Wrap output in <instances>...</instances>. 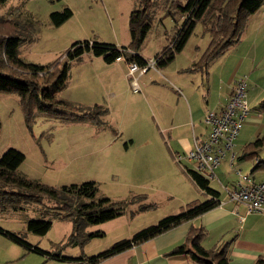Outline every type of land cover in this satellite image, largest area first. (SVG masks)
Masks as SVG:
<instances>
[{"label":"rangeland","instance_id":"rangeland-1","mask_svg":"<svg viewBox=\"0 0 264 264\" xmlns=\"http://www.w3.org/2000/svg\"><path fill=\"white\" fill-rule=\"evenodd\" d=\"M138 5L139 0H7L0 6V18H9L12 24L19 29L21 40L17 46L18 59L26 64L49 65L78 41H99L128 46L130 43L128 18L130 12ZM64 7L72 11L71 16L60 25H53L50 13L60 11ZM166 9L165 3H160L155 4L151 11L152 24L138 51L148 60H152L154 55L173 41L183 23L180 19L174 20ZM175 15L182 16L179 13ZM209 41L210 34L203 23L198 21L183 49L175 55L171 63L164 68L161 67L162 64H159L142 73L136 71L132 77L136 78L140 91L130 92L133 96L140 95V97H131L133 101L126 107V111L132 108V114L128 121L120 127L135 135L134 144L130 147L134 154H137L142 146L156 147L158 141L138 140L139 132L144 131L148 139L156 130L150 107V96L153 93H158L162 105L173 106L176 95L172 89L180 88L179 83H183L184 86L198 94L197 104L204 105V107L208 105L204 108L202 118L204 122L207 112L215 111L211 102L216 99L221 88H227L234 79L237 80L243 75L247 76L249 85L247 84L246 99L249 115L241 123L234 140L233 151L236 159L233 165H230L227 159L222 160L215 169L220 181L213 179L210 182L212 187L224 192L222 185L231 184L237 179L236 169L241 173L250 174L255 181L264 180V172H250L254 160L239 158L246 143L264 134V109L253 106L258 100L264 98V4L247 17L240 35L238 49H228L220 57L217 56L211 60L208 65H202L201 72L195 70L196 74L182 73L186 67L191 68L193 61V65L200 61ZM242 61L246 64H241ZM126 64L123 59L119 63L124 67ZM107 66L101 58H96L90 53H84L80 59L72 61L66 84L54 94L52 100L54 108L65 110L68 113L79 110L63 102L60 104L62 100L86 111L94 109L97 105L107 107L110 111L114 110V119H116L118 104L117 98H113L112 93L116 94L121 91L117 89L118 83L115 77L120 72L116 67L109 66L112 73L106 75ZM261 66L263 68H260ZM0 71L6 72L7 70L0 68ZM171 73L175 75L177 81L169 77ZM36 81L42 85L45 78L42 76ZM106 81L111 83V87L106 84ZM127 82L132 90V79L127 78ZM144 87H147L146 90ZM137 92L140 93L137 94ZM172 93L175 96H172ZM184 93L188 96L186 92ZM207 94L208 100L204 103L206 99L202 95ZM42 100L47 102L45 99ZM257 113L260 115L258 116ZM125 115L126 112L122 117ZM97 118L101 119L99 115ZM135 121H138V124ZM96 126L99 125L91 120L58 118L45 115L37 110L34 119L27 123L18 95L0 93V155L10 147L22 152L25 157L18 166V170L29 179L55 188L94 180L98 188L97 194L107 196L113 201H127L132 195L144 193L146 194L144 203L151 202L154 205L134 215L132 214L134 213L133 208L131 207L130 210V206L126 205L123 213L126 215L120 219L122 221L124 218V225H130L135 230L145 225L155 224L162 217L180 211L188 203L189 200L184 195L190 190L196 192V189L181 171L173 172L164 168V164L168 162H164L163 156L159 154L154 156L153 161L151 158L148 161L147 156H140L141 165L146 166L148 161V166H151L154 162L155 167L149 171L144 170L137 173L123 168V163L128 161L124 159L123 152L120 157L115 152V148L120 149V141H116V145L112 147L106 146L112 135L111 128H102L103 130L98 131L99 128ZM114 130L116 131L115 128ZM154 137H156L155 134ZM134 154H130L131 159L137 156ZM258 155L263 159L264 150ZM166 191H171V194ZM197 197L202 201L205 199L200 192L197 193ZM140 204L135 205L134 208L138 210ZM48 205L53 208L49 202H43V204L22 202L19 209L10 208L0 211V226L8 230L23 229L25 219L41 218L40 213L46 212L45 207ZM48 210L50 212H47L44 218L50 217L53 212L52 209ZM69 224H71L70 219L53 220L47 235L45 234L48 237L46 241V237L42 240V235L29 232L28 236L34 237L35 241H40L39 245L43 247L47 244L49 246L48 241L53 240L54 242L62 241L66 248L68 247L66 245H69L66 241ZM109 224L105 226L107 236L102 238L114 235L112 225L114 223ZM98 226L100 225H89L87 230H96ZM64 232L67 235L61 238ZM92 242L91 244H95L94 242L98 241ZM63 252L69 253L71 248L68 247Z\"/></svg>","mask_w":264,"mask_h":264},{"label":"trees","instance_id":"trees-1","mask_svg":"<svg viewBox=\"0 0 264 264\" xmlns=\"http://www.w3.org/2000/svg\"><path fill=\"white\" fill-rule=\"evenodd\" d=\"M6 1L0 0V6ZM160 3H165L166 11L171 17L174 18V15L179 13L184 16V20L173 41L154 56L156 66L171 61L174 54L184 47L196 22L201 21L210 34V41L200 61L193 65V68L196 69L202 68V65H208L211 60L240 39L247 17L261 7L264 0H139V5L130 12L128 18L130 32L128 46H117L99 41H78L68 47L61 57L49 65L26 64L18 59L17 46L21 40L19 29L12 24L9 18H0V68L7 70L6 72L0 71V93L18 95L19 104L27 123L34 119L37 110L48 116L72 120L86 119L99 125L102 122L97 118L98 113L94 112V109L98 107L97 105L94 109L86 111L62 100L60 104L63 102L67 106L79 109L68 113L65 110L54 108L52 101L54 94L66 84L70 63L80 59L84 53L101 57L107 63H111L120 57L127 63L135 62L138 65H144L146 60L138 54V51L152 24L151 11L155 4ZM71 14L72 11L68 7H64L60 11L51 12L49 16L53 25L57 26L68 19ZM40 75L45 78L42 85L36 81L42 77ZM42 99L47 102H43ZM258 107L264 109V98L260 100ZM262 150H264V134L246 143L239 158L254 160L252 172L257 170L264 172V158L261 159L258 155ZM24 157L22 152L12 147L7 148L0 155V211H6L10 208L19 209L22 202L41 204L49 202L54 209H57L54 210L48 205L45 207L47 208L46 212L40 213L41 218L25 219L27 232L43 235L50 229L53 218H66L70 219L72 223V231L66 241L69 244H83L88 239L104 234L100 230H86L89 225L100 224L119 217L124 213L126 205L129 206L144 198L143 195L137 194L132 195L127 201H113L107 196L97 194L98 188L94 180L63 185L59 188L43 184L37 180L29 179L18 170V166ZM230 165H233V162ZM188 172L195 185L206 195V199L203 201L195 199L186 203L180 211L166 215L155 224L137 230L129 238L115 241L109 248L97 254L81 255L78 258L58 257L56 251L45 250L29 243L24 234L6 230L1 226L0 233L27 251L52 258H61L62 260H86L88 263L94 264L104 257L163 233L215 207L219 203L220 193L209 185L211 180L193 169L188 170ZM153 205L152 203L140 204L138 210L133 212L136 213ZM48 209H52L53 212L50 217L44 218V215L50 212ZM205 235L202 226L191 228L185 242L173 248L170 253H186L200 264H229L226 244H223L222 247L202 248L200 242ZM254 264H264V258H258Z\"/></svg>","mask_w":264,"mask_h":264},{"label":"crops","instance_id":"crops-1","mask_svg":"<svg viewBox=\"0 0 264 264\" xmlns=\"http://www.w3.org/2000/svg\"><path fill=\"white\" fill-rule=\"evenodd\" d=\"M173 19L174 20L180 19L181 21H183L184 17L183 16L179 17L177 15H174ZM239 42L240 39L232 46H230L228 49L231 50L238 49ZM226 51L220 54L219 57L223 55ZM177 53L174 54V57ZM139 55L143 59L148 60L147 58L143 57L141 54ZM96 58H101V57H96ZM122 59L123 58H119L118 60H115L111 63H107L102 59L103 62H105L106 65H108L107 66L108 68L106 69V75L112 73V69L109 66L111 67L114 66L117 69H119L120 73L119 74L117 73L115 77L118 83L117 89L118 90L121 89V91H118V93L116 94L112 93V97L117 98V104H118L117 105L118 113L116 119H114V110L112 109L110 111L108 110L107 107L104 108L100 106L94 109V112H96V114L98 113L99 118H101L99 119L100 122H102L99 124L100 126H96L99 128L98 131L103 130L102 128H111L112 131V135L109 137L106 146L112 147L113 145H116L115 144L116 141H120V145L122 147L120 146V149L115 148V152L119 157L121 156V152H123V155H125L124 159L127 160L128 162L123 163V168H128L137 173L144 170L149 171L155 167L154 162L153 165L148 166L149 164L148 161L150 160V158L153 161L154 156H156L157 154L163 156L162 157L163 161L168 162L167 164H164V168L168 169V171L172 170L173 172L181 171L186 176V178L192 183V185H194L196 192L190 190L189 193H186L184 195L189 200L187 202L198 199L197 197L198 192H200V194L203 195V198L206 199V195L203 194V192L195 185V183L192 181V179L189 176L188 170H192V169L194 170L193 164L186 161H181V162L175 161V154L186 153L188 150H190L193 146V140L195 137L205 138L207 136L208 127L204 124L202 118L204 114V108H206L208 105L204 107V105L197 104L196 101H198V94H195L190 88L184 86V84L181 82L179 83V86H181L180 88L179 87L173 89L170 88L176 95V101L173 106L167 105L168 106L167 107L162 105L158 93H153L152 96H150L151 98L150 107H151L152 117L154 118L156 124V130L154 133L156 137H154V134L151 133L153 134V136L146 139L147 134L143 131L138 133V140L144 142L145 141L150 142V140H155L158 141V145L156 147H154L153 145L146 147L142 146V149L139 150L137 154H134L131 151L130 147L131 145L134 144L135 135L131 132H126L123 129V127L122 128L120 127V125L125 124L128 121L130 115L132 114V108L128 109L129 111H126V107L129 105L130 102L133 101L131 97H140V95L133 96V94H131L130 91L133 92V90L130 89L129 84L127 82V78H129V75H127L128 63L125 62V60L123 59L124 62L127 64L125 67L120 66L119 63L121 62ZM173 59L167 62L166 64H162L161 67L164 68L169 63H171ZM193 62L191 63V68H188L189 66L186 67L185 71H183L182 73L196 74L197 71L195 70H200L201 72L202 68H197V69L193 68L192 66ZM241 64H246V63L242 61ZM260 68H263V66H261ZM169 77L177 81V78L175 77L174 74L172 73L169 74ZM248 80L246 76V81ZM235 81L236 79H234L228 85L227 88L224 87L221 88V92H219L217 94L216 99L213 102H211V104L214 105L213 108L215 109L216 112L219 111L221 108H223V106L225 105L227 98L230 92L232 91ZM106 84L111 87L110 82L107 83L106 81ZM144 88L146 90L147 87ZM184 92H186L188 96H186ZM139 93L140 92H137V94ZM174 94L172 93V96H175ZM202 97L206 99L205 101L202 100L204 103H206L208 100L207 99L208 94L206 96L202 95ZM258 98H262V97H258ZM260 100H258V102H256L253 105L254 108L258 107ZM124 112H126V115L122 117ZM257 115L259 116L260 113H257ZM246 118H248V116ZM135 123L138 124V121H135ZM114 128L116 129V131L114 130ZM129 151H131L130 154H134L137 156L131 159L132 156L129 154ZM140 156L142 157L147 156L148 161L146 166L141 165L139 159ZM137 160L138 163H136ZM223 160H226V158ZM250 172L252 173V169ZM171 181H170V185H171ZM218 181H220V179H218ZM230 185L231 184H226L223 186H230ZM212 188L218 189L215 187ZM217 191H219V189ZM220 191H219L220 202L215 207L206 211L200 216L182 222L181 224L163 233H160L154 237L146 239L140 243L133 244L132 246L118 253L104 257L94 264H200L197 261L191 259L190 256L186 253L185 254L170 253V251L173 248L185 242L188 232L191 228L198 226L200 227L202 226L206 233L205 237L200 242L203 249L222 247L223 244H226L227 245L226 255L229 264H254L258 258L260 257L264 258V215L257 213H248L246 211V207L243 204H239L230 200L225 190L224 192H220ZM166 192H168V194H171V191H166ZM138 194L143 195L144 198L142 200L139 199L134 203L130 204L129 205L130 210L132 207L133 208L132 210L135 211L137 210L134 208L135 205H139L140 203L145 204L144 200L146 199V194L144 193H138ZM147 209L148 208L139 210L138 212L145 211ZM132 214L134 215L135 212ZM123 215L126 214H122L119 217L98 224L100 226H98L96 230L102 231L104 233L102 236L88 239L84 241L83 244L71 243L69 245H66L71 248V252L69 253L63 252L68 247L65 248L64 243L62 241L54 242L53 240H49L48 241L49 246L48 244L46 245V247L40 246L39 245L40 241L37 240L35 241L34 237L30 238L28 236L29 232L25 230V226L23 229L20 228L22 230L18 229L20 231L18 230H9V231L25 234L24 237L29 243L33 245L35 244L45 250L56 251L57 254L59 255L58 257L64 256L70 258H78L81 255L90 256L93 254H97L98 252H101L109 248L112 245V243H114L115 241L131 237V235L135 233L137 230L130 227V225L125 226L124 218L122 219V221H120L121 217H124ZM57 218L59 217L53 218V220ZM61 219H66V218H61ZM109 223H114L112 224L114 235H111L108 238H102L107 236V228L105 226L110 225ZM146 226L147 225H145L144 227ZM71 231H72V223L69 224V226L67 227V232H69L68 235L67 233L64 232V235L61 238H65V235H67L66 237H68ZM45 234L42 235V240H44V237H46L47 234L46 235ZM47 239L48 237L45 238V241ZM95 240L98 242H94L95 244H91L93 243L92 241ZM58 245L60 246L57 247ZM0 264H90V263H88L86 260H80V259L62 260L61 258H56V257L52 258L47 255H42L33 251H27L21 245L12 241L6 235L0 233Z\"/></svg>","mask_w":264,"mask_h":264},{"label":"built area","instance_id":"built-area-1","mask_svg":"<svg viewBox=\"0 0 264 264\" xmlns=\"http://www.w3.org/2000/svg\"><path fill=\"white\" fill-rule=\"evenodd\" d=\"M120 57L116 58L118 60ZM156 59L146 60L144 65L135 62L128 63L129 78L132 79V90L139 91L136 78L132 75L149 68L156 67ZM246 76L238 78L233 85L227 101L219 111L207 112L204 124L208 127L205 138L195 137L193 146L186 153L175 154V161H186L193 164V168L206 178L217 179L215 169L220 162L227 158L232 164L235 159L233 151L234 140L237 137L241 123L249 114L246 99ZM237 179L230 186H223L230 200L243 204L248 213L264 215V181H255L249 174L235 170ZM220 202V201H219Z\"/></svg>","mask_w":264,"mask_h":264}]
</instances>
